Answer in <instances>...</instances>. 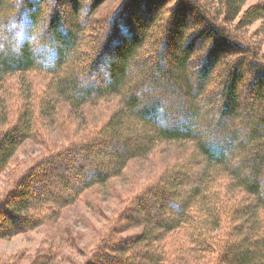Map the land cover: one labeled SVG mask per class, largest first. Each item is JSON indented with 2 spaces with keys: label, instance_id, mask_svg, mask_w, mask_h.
I'll use <instances>...</instances> for the list:
<instances>
[{
  "label": "trees",
  "instance_id": "1",
  "mask_svg": "<svg viewBox=\"0 0 264 264\" xmlns=\"http://www.w3.org/2000/svg\"><path fill=\"white\" fill-rule=\"evenodd\" d=\"M107 1L0 0V170L62 106L80 115L119 99L100 128L32 164L1 206L0 238L56 219L160 144L185 145L134 198L141 232L104 242L94 264H135L140 251L141 264H264V54L238 31L264 24V0L242 13L246 0H120L97 17ZM30 74L46 79L39 101Z\"/></svg>",
  "mask_w": 264,
  "mask_h": 264
},
{
  "label": "rangeland",
  "instance_id": "2",
  "mask_svg": "<svg viewBox=\"0 0 264 264\" xmlns=\"http://www.w3.org/2000/svg\"><path fill=\"white\" fill-rule=\"evenodd\" d=\"M119 1L108 0L96 16H106L117 7ZM262 1L246 0L241 13L249 7L260 5ZM238 31L246 40L257 44L259 54H264L263 20L254 21ZM28 81L34 91L32 101H39L46 79L30 74L26 77V83ZM18 85L17 76L5 83L4 92L12 112H16L23 104L18 95ZM118 100L114 97L96 100L84 105L80 115H73L67 107L62 106L56 114L57 121L43 120L46 123L38 125L40 135L37 139L21 141L17 151L0 170V229L4 227L6 217L1 215V206L18 199L16 194L20 189L19 181L32 164L48 150L66 146L70 140L88 130L100 128L115 110ZM15 119L13 116L11 122ZM238 135L243 136V133ZM189 152L190 148L185 145L179 148L160 144L149 156L130 160L121 175L109 179L101 186L87 189L74 204L61 209L56 219H47L30 230L0 238V264H94L98 260L97 248L104 242L132 237L141 232V217L134 208V198L144 187L155 181L165 167L181 160ZM34 197L32 193H27L25 201ZM38 197L49 196L42 192ZM174 239V235H168L163 242L167 246ZM145 256V251H140L134 258L135 264L146 262Z\"/></svg>",
  "mask_w": 264,
  "mask_h": 264
},
{
  "label": "clouds",
  "instance_id": "3",
  "mask_svg": "<svg viewBox=\"0 0 264 264\" xmlns=\"http://www.w3.org/2000/svg\"><path fill=\"white\" fill-rule=\"evenodd\" d=\"M20 36L22 37V33H20Z\"/></svg>",
  "mask_w": 264,
  "mask_h": 264
}]
</instances>
